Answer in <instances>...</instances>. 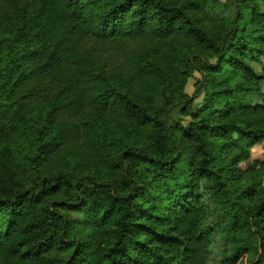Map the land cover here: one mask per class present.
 <instances>
[{"label":"trees","instance_id":"obj_1","mask_svg":"<svg viewBox=\"0 0 264 264\" xmlns=\"http://www.w3.org/2000/svg\"><path fill=\"white\" fill-rule=\"evenodd\" d=\"M263 83L264 0H0V264H264Z\"/></svg>","mask_w":264,"mask_h":264},{"label":"rangeland","instance_id":"obj_2","mask_svg":"<svg viewBox=\"0 0 264 264\" xmlns=\"http://www.w3.org/2000/svg\"><path fill=\"white\" fill-rule=\"evenodd\" d=\"M221 2H225V0H219ZM219 14H223L220 13ZM137 47V45L135 44V46H133V48L135 49ZM126 60V56H123L122 58H119L117 63H123ZM199 76L195 75L194 78L189 79L188 84L186 86V93L188 95H192L194 92V83L196 82V79H198ZM263 92H264V83L262 86ZM255 102L264 105L263 102L259 101V99H257V97H254ZM200 100V99H199ZM197 100V102L199 101ZM257 162L262 163L264 162V144L261 145H257L254 146L252 151H251V159H250V163L249 164H242V168L245 170L249 167H252L253 165H255ZM263 183H264V177H263Z\"/></svg>","mask_w":264,"mask_h":264}]
</instances>
